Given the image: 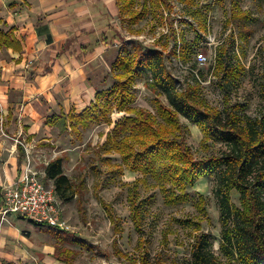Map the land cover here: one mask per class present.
Here are the masks:
<instances>
[{
    "label": "rangeland",
    "instance_id": "obj_1",
    "mask_svg": "<svg viewBox=\"0 0 264 264\" xmlns=\"http://www.w3.org/2000/svg\"><path fill=\"white\" fill-rule=\"evenodd\" d=\"M169 1L178 4L172 11L164 8V0L159 6H156L158 2L155 3V0H136L139 8L146 3V17L134 26L123 23L121 19L115 21L120 39L112 46L108 65L102 62L100 75L104 83L95 90L111 88L117 83L109 62L115 61L119 55L141 62L150 50L163 52L167 70L176 81L177 88L184 90L191 84L190 69L195 68V56L202 52L213 61L215 54V62L221 58L227 69L234 70L236 77L228 79L223 72L215 76L212 70L210 78L211 70L200 67V78L204 82L209 79L210 83L199 84L193 97L202 102L197 104L199 108L202 111H223L234 107L242 116H260L264 112L261 71L264 0H190L191 6L178 0ZM169 1L165 0L166 3ZM232 11L239 14L238 18H246L227 24ZM166 13L169 14L167 17ZM165 24L173 27L174 38L170 30L159 43L149 47L134 39L158 31ZM201 24L205 30L200 29ZM179 39L191 45L192 53L185 62L174 55ZM135 70L134 83L129 86L135 98L131 106L146 111L155 118V123L164 125L157 108L159 103L166 107V99L157 97L150 88L149 69L139 66ZM123 116L112 112L110 120L115 124ZM145 117L146 114H143L141 119ZM178 123L188 130L178 141L184 151L187 149L190 152L193 161L220 157L225 152L220 142L205 139L199 128L183 117H179ZM109 130L112 126L107 127L100 121L81 130L80 139L73 136L66 139L70 156L67 155L69 160L64 164V172L70 180H81L83 187H77V196L70 203L60 202V216L68 229L61 231L46 225L36 226L14 216L11 219L12 228L21 234L29 233L27 241L33 251L30 257L23 258L18 254L17 258L8 260L11 263L4 261L3 264H47L44 262L46 257L58 264H190L193 246L200 237L208 240L215 264H239L222 249L220 213L215 197L218 173L199 176L193 187L186 188L187 196L183 201L166 205L152 173L144 175L131 171L122 165L118 155L105 156L101 153L99 148ZM75 161L78 162L73 169ZM158 174L164 175L165 172ZM46 185L52 186L49 183ZM172 192L180 194L178 190L173 189ZM231 202L238 207L235 192ZM134 204L139 207L138 225L134 223V211L130 207ZM105 206L113 210L115 222L109 219ZM138 240L141 242L138 243ZM117 249L123 256L117 253Z\"/></svg>",
    "mask_w": 264,
    "mask_h": 264
},
{
    "label": "trees",
    "instance_id": "obj_2",
    "mask_svg": "<svg viewBox=\"0 0 264 264\" xmlns=\"http://www.w3.org/2000/svg\"><path fill=\"white\" fill-rule=\"evenodd\" d=\"M115 1L122 20L131 26L144 19L147 14L146 3L137 10L136 0ZM161 1L155 0V3L158 2L156 6ZM178 1L186 6L192 5L190 0ZM164 3H161L164 8L172 11L169 3L165 0ZM237 12H231L227 24L246 18H238ZM200 29L205 30V26L201 24ZM170 30L174 38L175 32L171 25ZM161 40L162 38L158 43ZM178 42L179 48L174 55L185 62L192 53L191 45L183 39ZM6 45H10V36L0 33V47ZM145 55V60L141 62L119 55L112 66L117 81L115 85L97 92L95 102L80 115L69 114L68 118L61 116L47 122L64 133L67 131L68 119L71 132L80 136V130L87 129L91 123L102 121L109 124L112 112L123 113L124 116L107 133L105 142L99 149L105 156L118 155L122 165L131 171L144 175L152 173L166 205L183 201L187 196L186 188L193 187L199 176L218 173L215 197L220 213L222 249L239 264H264V112L256 118H250L239 114L234 107L223 111H202L197 105L202 102L193 98L198 92L199 83L195 82L187 85L186 89L179 90L167 70L163 52L150 50ZM139 66L149 69L150 88L157 97L163 96L167 101V106L164 107L157 100V114L164 125L155 123V118L146 111L131 106L135 98L129 91V86L134 83L135 72L137 73L135 69ZM213 71L215 76L223 72L228 79L236 77L234 70L227 69L221 58L216 60ZM261 71L264 81V51ZM143 114H146L144 120L141 119ZM179 117L198 127L205 139L220 142L225 147L223 155L193 161L190 152L187 149L184 151L178 141L188 131L186 126L178 123ZM161 171L165 174L159 175ZM43 182H51L57 199L64 204L70 203L77 196V190L64 174L62 158H56L47 164ZM173 189L180 194L176 195L172 192ZM233 192L238 195V207L231 202ZM105 207L109 219L115 222L113 210L110 206ZM130 207L134 211V223L138 225L139 207L136 204ZM117 253L123 256L118 249ZM143 261L146 262L145 257ZM190 264H215L205 237H200L193 246Z\"/></svg>",
    "mask_w": 264,
    "mask_h": 264
},
{
    "label": "crops",
    "instance_id": "obj_3",
    "mask_svg": "<svg viewBox=\"0 0 264 264\" xmlns=\"http://www.w3.org/2000/svg\"><path fill=\"white\" fill-rule=\"evenodd\" d=\"M120 19L127 23L115 0H0V33L10 36V45L0 47V206L4 188L21 174L26 152L33 169L43 171L45 162L62 158L64 171L70 156L66 139L81 135L71 132L68 119L64 133L47 120L78 116L97 92L109 89L95 90L104 83L102 62L108 65L120 39ZM73 186L83 188L82 181ZM12 218L0 225V264L33 251L29 233L12 228ZM44 262L58 264L50 257Z\"/></svg>",
    "mask_w": 264,
    "mask_h": 264
},
{
    "label": "built area",
    "instance_id": "obj_4",
    "mask_svg": "<svg viewBox=\"0 0 264 264\" xmlns=\"http://www.w3.org/2000/svg\"><path fill=\"white\" fill-rule=\"evenodd\" d=\"M169 1V0H168ZM169 5L175 8L177 2H170ZM169 14L166 13V17ZM177 29V28H175ZM174 30V29H173ZM170 33V27L166 24L158 31H154L146 36L140 35L134 39L140 42L143 46H151ZM177 49L179 48V42ZM210 45V44H209ZM179 61V60H178ZM181 65V64H180ZM195 68L190 69L192 77L191 84L197 82L205 85L210 83L209 79L204 82L200 78L199 68H211L215 66V54L213 61L204 53H198L195 56ZM49 162H45L46 167ZM44 170H35L31 166V162L26 152V163L19 177L3 190V200L0 206V225L8 222L9 217H22L36 226H49L53 229L66 230V222L61 218L60 201L57 199L53 186H47L43 182Z\"/></svg>",
    "mask_w": 264,
    "mask_h": 264
}]
</instances>
